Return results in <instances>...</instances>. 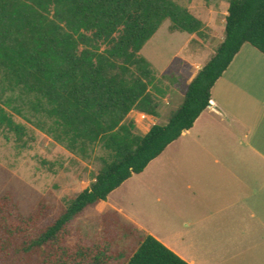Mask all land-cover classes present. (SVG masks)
Returning a JSON list of instances; mask_svg holds the SVG:
<instances>
[{"label": "trees", "instance_id": "obj_1", "mask_svg": "<svg viewBox=\"0 0 264 264\" xmlns=\"http://www.w3.org/2000/svg\"><path fill=\"white\" fill-rule=\"evenodd\" d=\"M166 20L172 32L205 30L176 0H0V129L26 145V125L7 108L20 100L70 150L86 154L100 143L110 153L91 186L55 216L41 204L25 217L10 192L0 197V264H191L117 211L103 216L106 236L98 242L72 226L194 126L244 44L264 53V0H229L224 39L183 103L168 122L139 134L130 112L156 116L160 106L150 90L156 75L141 51ZM111 227L127 247L114 245L119 234Z\"/></svg>", "mask_w": 264, "mask_h": 264}, {"label": "crops", "instance_id": "obj_2", "mask_svg": "<svg viewBox=\"0 0 264 264\" xmlns=\"http://www.w3.org/2000/svg\"><path fill=\"white\" fill-rule=\"evenodd\" d=\"M217 47L186 57L190 72L183 85L174 83L165 95L155 94L160 98L156 116L146 113L144 120L141 111L132 110L136 126L149 119L150 127L168 122ZM136 175L146 179L132 182L131 189H143L147 201L153 197L162 205V222L174 234H156L114 204L131 224L191 264H264V53L244 44L194 126ZM172 237L192 247L194 256Z\"/></svg>", "mask_w": 264, "mask_h": 264}, {"label": "rangeland", "instance_id": "obj_3", "mask_svg": "<svg viewBox=\"0 0 264 264\" xmlns=\"http://www.w3.org/2000/svg\"><path fill=\"white\" fill-rule=\"evenodd\" d=\"M176 1L201 18L205 30L202 36L172 32L171 21L166 20L144 45L141 53L151 63L156 75L150 85L156 99L159 98L156 93L165 95L172 84L183 85L190 72V63L186 57L192 52H211L225 36L229 0ZM7 108L18 122L26 125L27 135L26 145H21L15 135L0 129V197L10 192L25 217L41 204L50 206L55 216L85 187L91 186L105 161L110 160V153L100 143L92 145L86 154L72 151L47 133L46 118L28 104L15 100L7 104ZM128 118L133 120L131 116ZM152 123L153 120L149 119L143 126H136L137 132L145 134ZM145 179V175H133L111 193L106 201L87 209L74 219L72 226L80 230L87 240L98 242L106 236L103 221L106 213L117 211L125 222L133 223L115 210L114 204H117L125 210L126 215L135 216L142 227H149L161 236L171 237L173 230L162 222V205L155 202L153 197L147 201L143 189H131L132 182H144ZM111 228L114 232L120 231L119 228ZM140 229L145 232L144 228ZM172 240L179 241L180 247L183 245L179 237H172ZM114 245L125 248L129 240L120 233ZM183 247H187L192 258V247Z\"/></svg>", "mask_w": 264, "mask_h": 264}, {"label": "built area", "instance_id": "obj_4", "mask_svg": "<svg viewBox=\"0 0 264 264\" xmlns=\"http://www.w3.org/2000/svg\"><path fill=\"white\" fill-rule=\"evenodd\" d=\"M140 117H141V119H147V114L144 113V112H142V113L140 114Z\"/></svg>", "mask_w": 264, "mask_h": 264}]
</instances>
